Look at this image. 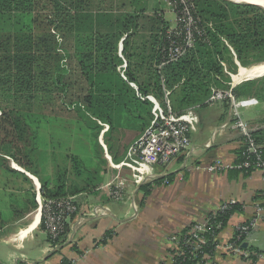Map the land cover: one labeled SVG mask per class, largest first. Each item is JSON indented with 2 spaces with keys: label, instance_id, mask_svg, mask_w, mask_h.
Here are the masks:
<instances>
[{
  "label": "trees",
  "instance_id": "1",
  "mask_svg": "<svg viewBox=\"0 0 264 264\" xmlns=\"http://www.w3.org/2000/svg\"><path fill=\"white\" fill-rule=\"evenodd\" d=\"M8 1L14 5L21 4L25 7L24 13L33 12L32 7L45 1L49 14L51 27L39 33L21 29L0 30V89L4 97V111L0 119L10 126V142L21 144L18 148L20 158L11 157L21 168L38 178L44 200L91 192L98 179L97 168L83 165L82 158L77 154L66 156L72 169L79 170L77 177L80 181L71 184L66 182L64 171L54 178L46 172L44 176L40 175L33 167L35 162L30 159L44 145L39 132L42 120L40 101L42 98L54 100L69 91L67 73L57 51V35L72 42L76 61L74 77L82 91L73 108L80 119L89 123L90 134L86 131L92 141L89 149L94 151L93 158H98V162L101 160L97 148L100 146L98 136L102 129L98 121L109 126L104 141L110 153L114 147V143H110L112 133L126 128L142 133L149 125L153 118V103L146 98L147 95L155 97L166 108L165 92L168 91L171 109L176 114L203 108L208 104L212 88H230L229 74L234 73L239 65L249 67L264 62V8L253 4L224 1L230 7L206 10L205 14L210 17L207 22H212L206 24L201 17L202 11L198 9V0H194V13L199 18L202 35L196 37L194 46L179 59L161 65L165 61L163 49L167 45L169 25L160 15L142 18L136 13L128 14L119 9L113 11L112 7H87L88 0H0V6ZM0 8L1 12L12 10L11 7ZM136 28L144 29L147 37L139 45L140 51L135 49L130 53L127 39L137 35ZM123 34H126L122 50L127 61L123 72L126 79L118 70L122 64L118 43ZM129 82L134 83L137 89ZM231 92L237 99L256 98L264 115V75L235 85ZM224 102L228 109L227 101ZM35 104L38 105L36 109ZM253 137L264 144V131L255 130ZM243 152L242 147L236 151V162L242 161ZM40 156L44 166L47 158ZM260 157L264 161V148L260 149ZM250 159L254 161L255 157L251 155ZM0 160L1 165H5L4 159ZM255 169L251 166L234 170L249 173ZM172 181V174L154 178L141 189L147 194L152 185H168ZM32 201L29 200V203L32 204ZM237 209L239 205H231L209 221L202 234L206 242L196 251V257L191 255L192 249L184 247V255L176 257L171 264H198L205 261L204 256H212L218 245L217 235ZM190 226L172 234H183ZM65 233L66 230L58 240L57 248ZM108 237L107 234L102 242ZM243 239L244 236L235 230L230 241L239 244ZM170 250L172 253V248ZM60 264L72 262L62 258Z\"/></svg>",
  "mask_w": 264,
  "mask_h": 264
},
{
  "label": "crops",
  "instance_id": "2",
  "mask_svg": "<svg viewBox=\"0 0 264 264\" xmlns=\"http://www.w3.org/2000/svg\"><path fill=\"white\" fill-rule=\"evenodd\" d=\"M87 4V7H130L124 12L136 13L142 18L160 15L169 27L173 26L166 18L172 11L162 0H88ZM163 6L166 9L161 8ZM111 10L118 11L116 8ZM140 28H136L137 35L127 39L130 53L135 49L140 51L139 45L147 37ZM125 37L123 34L118 43V54L122 59L118 70L124 79L123 72L127 67L122 54ZM244 81L247 80L237 85ZM129 85L137 89L134 83L129 82ZM188 110L197 114L190 147L167 165L155 167L153 175L141 182L132 179L128 167L116 166L126 154L116 152L115 145L109 153L104 141L109 126L100 123L98 142L104 149L99 152L101 160L96 169V186L91 192L74 195L77 209L69 219L57 250H51L48 235L40 223V205L44 199L38 178L15 164L9 166L31 187L26 189L28 196L23 202L18 203L16 199V204L0 205V264H60L62 258L72 264H171L169 236L205 220L225 201H235L239 209L217 235L218 245L231 240L237 225L255 219L249 234L241 242L242 249L250 250V257L243 259L216 249L212 256L198 264H264V173L260 169L249 173L236 170L209 173L196 169V166L203 167L215 159L236 160L239 134L231 127L229 109L224 101ZM240 114L256 130L264 131L260 101L242 107ZM134 131L137 136L132 137L131 143L141 134L140 130ZM121 132L125 134L121 130L118 133ZM115 138L112 137L110 143ZM171 174L173 181L170 184L152 185L147 194L141 189L148 181ZM118 187L122 197L113 199L111 191ZM29 200H33L32 204ZM107 234L109 237L102 242ZM244 243L245 247L242 246Z\"/></svg>",
  "mask_w": 264,
  "mask_h": 264
},
{
  "label": "built area",
  "instance_id": "3",
  "mask_svg": "<svg viewBox=\"0 0 264 264\" xmlns=\"http://www.w3.org/2000/svg\"><path fill=\"white\" fill-rule=\"evenodd\" d=\"M194 0H162L175 15L174 25L166 31L167 45L164 47L165 61L171 62L179 59L188 49L192 48L196 37L203 33L199 25V18L194 13ZM235 85L230 84V88L211 89L208 103L227 101L231 127L238 131L240 147L244 148L242 161H225L215 159L208 165L196 169H203L209 173L223 172L229 170H243L251 166L260 169L264 173V161L260 157V149L264 144L258 143L253 132L256 130L247 121L242 119L240 109L258 103L256 98L237 99L231 92ZM169 92H165L166 108L153 96L147 99L153 103L152 114L149 125L136 138L126 152L125 159L117 164V167L126 166L130 169L132 179L137 182L144 181L152 176V170L158 166H165L177 155L186 151L191 144V133L196 130L197 114L193 110H188L181 114L172 111L170 102L167 98ZM255 160L252 161L250 156ZM167 183V182H166ZM113 199H121L122 190L120 187L111 191ZM235 201L222 202L218 208L205 220L196 222L189 229L181 234H172L169 241L172 248L171 263L176 257L184 255V247L191 250V255L196 257V251L206 242L203 233L209 221L218 212H223L229 206L234 205ZM76 202L74 196H67L54 199H46L40 205L41 225L47 233L51 250H56L58 240L67 230L69 219L76 212ZM260 210V208H257ZM255 219L247 223L239 224L235 230L239 231L244 238L249 234ZM242 242V241H241ZM216 249L220 252L239 256L248 259L250 253L241 248V243L229 241L225 244L217 245ZM207 257V256H206ZM204 256V258H206Z\"/></svg>",
  "mask_w": 264,
  "mask_h": 264
},
{
  "label": "rangeland",
  "instance_id": "4",
  "mask_svg": "<svg viewBox=\"0 0 264 264\" xmlns=\"http://www.w3.org/2000/svg\"><path fill=\"white\" fill-rule=\"evenodd\" d=\"M224 1L232 2L231 0H198V9L202 11V13L200 12L201 17L205 19L204 21H206V24H212V22H207V19H210V17L207 13L205 14L206 10L215 7H230L225 4ZM0 7H4L2 9L7 7L12 8L10 12H1L2 10H0V30L2 31L21 29L24 31L39 33L48 30L51 27L48 23L49 14L45 8L47 7V4L45 5V1L40 2L36 7H32L33 12L28 13L23 12L25 7H21V4L14 5V3L10 1ZM112 8H116L118 10L121 7ZM161 8L166 9L164 6ZM129 9L130 7H122L121 11H129ZM216 11H218V9ZM166 18L169 20L171 25H174L175 15L172 12H168L166 14ZM57 36L59 42V45H57V51L59 56L62 57L60 63L63 67H65L67 73L66 80L69 84V91H67L64 96H56L54 100L49 101V99L42 98L40 101L39 110L40 113H42V120H40L39 132L40 137L44 139V145L39 147V150L35 154H32L33 156L30 159L35 162L33 167L37 168L40 175L44 176L46 172V174H49L52 178H54L57 173L64 171L66 174V182L71 184L73 182L76 183L80 181L79 177H77L79 170L75 171L72 169L70 162L66 160V156L70 154H77L82 158L81 160L84 162L83 165L94 166V169L95 167H98L99 162L98 158H93L94 151L89 149L91 148L90 143L92 142L91 137L86 135V131H88L89 134L91 131L89 129L90 127H88L89 123L80 119L73 108V105L76 103L77 98L81 95L82 91L79 90L80 86L77 84L74 77L76 61L73 58L72 42L67 38L63 39L61 35ZM239 68L240 67L238 66V69H236L234 73H230V78L232 75L237 73ZM230 84H232V79ZM215 89H223V87ZM1 95L2 91L0 89V114L4 111V102L2 101L4 97L2 95L1 98ZM167 98L171 101V96H167ZM34 108H38V105L35 104ZM98 123L101 122L98 121ZM34 126L36 127V125ZM121 131H125V134L122 132L112 133V137H116L115 141L113 140V143L116 146L114 150L119 154H126L131 144L136 140L135 139L131 143L132 137L137 136V131L127 129H122ZM10 139H12L10 126L8 122L1 118L0 158L4 159L5 163V165H1L2 161L0 160V205L3 207L5 203L16 204V202H23L24 199H27L26 196H28L26 189L31 187L30 183L24 181L23 177L18 174V171L13 170L12 172L7 168L9 166H14V164L16 167H20L12 157L16 156L17 158H20L18 148L21 144H14V142H10ZM97 148L98 153L99 150L104 149L102 144H100ZM40 155H44V158L45 156L47 158L44 166L41 164ZM23 161H25V159H23ZM16 199L17 201L15 202ZM12 206L14 207V205Z\"/></svg>",
  "mask_w": 264,
  "mask_h": 264
},
{
  "label": "bare ground",
  "instance_id": "5",
  "mask_svg": "<svg viewBox=\"0 0 264 264\" xmlns=\"http://www.w3.org/2000/svg\"><path fill=\"white\" fill-rule=\"evenodd\" d=\"M258 3L264 8V0H232ZM264 73V62L251 65L247 68L240 67L236 74L232 75L233 83H238L247 78H253Z\"/></svg>",
  "mask_w": 264,
  "mask_h": 264
},
{
  "label": "water",
  "instance_id": "6",
  "mask_svg": "<svg viewBox=\"0 0 264 264\" xmlns=\"http://www.w3.org/2000/svg\"><path fill=\"white\" fill-rule=\"evenodd\" d=\"M232 1V0H231ZM232 2H234V3H247V4H253V5H258V6H261V5H259L258 3H254V2H247V1H232ZM262 8H263V6H261ZM237 64L239 65V63L237 62ZM239 67H241L240 65H239ZM262 75H264V73L262 74ZM262 75H259V76H256V77H253V78H257V77H261ZM232 77V76H231ZM253 78H247V79H245V80H250V79H253ZM232 81H233V79H232ZM239 83V82H238ZM238 83H233L234 85H237ZM245 243L242 245V246H244L245 247Z\"/></svg>",
  "mask_w": 264,
  "mask_h": 264
}]
</instances>
